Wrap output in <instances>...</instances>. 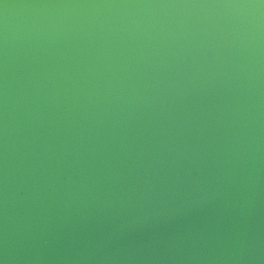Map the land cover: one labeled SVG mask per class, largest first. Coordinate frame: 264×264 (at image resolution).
I'll list each match as a JSON object with an SVG mask.
<instances>
[{
    "label": "water",
    "instance_id": "water-1",
    "mask_svg": "<svg viewBox=\"0 0 264 264\" xmlns=\"http://www.w3.org/2000/svg\"><path fill=\"white\" fill-rule=\"evenodd\" d=\"M0 264H264V0H0Z\"/></svg>",
    "mask_w": 264,
    "mask_h": 264
}]
</instances>
